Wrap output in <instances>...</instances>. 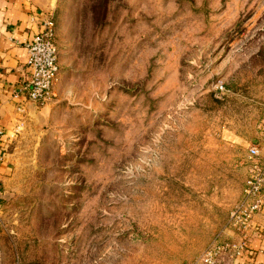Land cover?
<instances>
[{
  "label": "rangeland",
  "instance_id": "1",
  "mask_svg": "<svg viewBox=\"0 0 264 264\" xmlns=\"http://www.w3.org/2000/svg\"><path fill=\"white\" fill-rule=\"evenodd\" d=\"M53 21L61 80L0 178V264H194L264 153V0H58Z\"/></svg>",
  "mask_w": 264,
  "mask_h": 264
},
{
  "label": "crops",
  "instance_id": "2",
  "mask_svg": "<svg viewBox=\"0 0 264 264\" xmlns=\"http://www.w3.org/2000/svg\"><path fill=\"white\" fill-rule=\"evenodd\" d=\"M57 6L58 0H0V178L10 170L20 128L39 109L22 91L30 74L28 43L48 19L54 20ZM60 80L61 74L54 94ZM255 224L249 247L236 264H264V209ZM230 234L227 229L225 239Z\"/></svg>",
  "mask_w": 264,
  "mask_h": 264
},
{
  "label": "built area",
  "instance_id": "3",
  "mask_svg": "<svg viewBox=\"0 0 264 264\" xmlns=\"http://www.w3.org/2000/svg\"><path fill=\"white\" fill-rule=\"evenodd\" d=\"M30 74L22 91L28 101L43 105L53 96L54 86L60 79L59 46L55 22L48 19L43 28L28 43ZM264 142V122L260 125ZM252 160L243 198L230 215L228 229L231 238L217 236L194 264H236L250 244L255 231V220L264 209V153L259 144L249 149Z\"/></svg>",
  "mask_w": 264,
  "mask_h": 264
}]
</instances>
